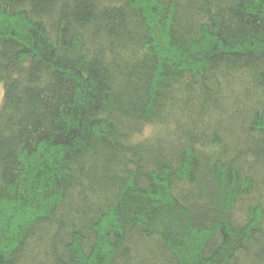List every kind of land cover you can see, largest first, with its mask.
<instances>
[{
	"label": "trees",
	"instance_id": "trees-1",
	"mask_svg": "<svg viewBox=\"0 0 264 264\" xmlns=\"http://www.w3.org/2000/svg\"><path fill=\"white\" fill-rule=\"evenodd\" d=\"M0 264H264V0H0Z\"/></svg>",
	"mask_w": 264,
	"mask_h": 264
},
{
	"label": "rangeland",
	"instance_id": "rangeland-1",
	"mask_svg": "<svg viewBox=\"0 0 264 264\" xmlns=\"http://www.w3.org/2000/svg\"><path fill=\"white\" fill-rule=\"evenodd\" d=\"M3 97H4V88H3L2 83H0V107L3 102Z\"/></svg>",
	"mask_w": 264,
	"mask_h": 264
}]
</instances>
